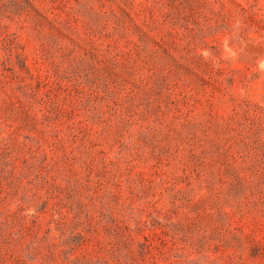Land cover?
Instances as JSON below:
<instances>
[{
	"label": "rangeland",
	"instance_id": "1",
	"mask_svg": "<svg viewBox=\"0 0 264 264\" xmlns=\"http://www.w3.org/2000/svg\"><path fill=\"white\" fill-rule=\"evenodd\" d=\"M0 264H264V0H0Z\"/></svg>",
	"mask_w": 264,
	"mask_h": 264
}]
</instances>
